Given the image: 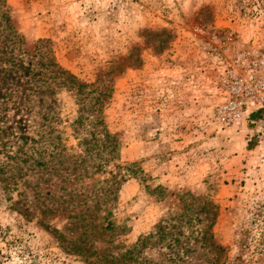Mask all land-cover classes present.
<instances>
[{
	"label": "rangeland",
	"instance_id": "1",
	"mask_svg": "<svg viewBox=\"0 0 264 264\" xmlns=\"http://www.w3.org/2000/svg\"><path fill=\"white\" fill-rule=\"evenodd\" d=\"M5 4L28 53L26 66L46 73L37 79L47 84L39 83L46 91L42 106L0 73V132L22 127L33 138L46 114L45 125L65 129L67 146H75L67 129L78 109L75 92L54 91L50 67L39 65L54 60L80 83L112 90L105 123L120 140L121 162L140 171L121 185L112 205L116 244L134 245L161 220L181 214V199L191 198L192 216L203 220L196 227L211 223L214 242L224 249L219 264H264V106L229 126L216 118L228 65L239 54L264 53V0ZM204 202L217 210L200 213L196 207ZM33 204L31 189L10 192L0 182V264H101L90 253L70 252L52 232L63 233L66 221L41 224ZM165 253L155 247L140 258L160 263ZM201 254L189 264L215 259Z\"/></svg>",
	"mask_w": 264,
	"mask_h": 264
},
{
	"label": "trees",
	"instance_id": "2",
	"mask_svg": "<svg viewBox=\"0 0 264 264\" xmlns=\"http://www.w3.org/2000/svg\"><path fill=\"white\" fill-rule=\"evenodd\" d=\"M0 40V73L11 83H22L29 95L39 99L43 106L46 91L39 83H47L37 78L46 73L26 66L24 60L28 53L21 49L22 39L13 26L5 0H0ZM39 65L50 67L54 91L65 88L75 92L78 109L67 129L76 144L67 146L65 129L45 125L49 120L46 114L42 116L44 124L33 138L25 137L22 127L18 132L2 129L0 182L6 184L8 191H17L20 186L31 189L34 215L40 216V223L61 216L66 221L63 233L52 229L59 241L79 256L90 253L88 256L95 257L98 263L189 264L193 262V255L202 253L206 257L213 254L215 259L211 264H219L224 249L214 242L211 223L201 229L196 227L203 220L192 216L191 198H187L192 200L189 203L181 199V214L161 220L154 231L134 245L125 247L114 242L118 227L111 220L112 205L121 185L140 171L136 164L121 162L120 140L105 123L104 111L112 90L101 91L96 84L80 83L54 60L48 65ZM51 120L60 123L55 114ZM2 135L11 141L4 142ZM99 175L102 178L96 179ZM196 208L205 214L211 209L217 210L207 202ZM98 242L102 243L101 248ZM155 247L167 250L160 263L140 258Z\"/></svg>",
	"mask_w": 264,
	"mask_h": 264
},
{
	"label": "built area",
	"instance_id": "3",
	"mask_svg": "<svg viewBox=\"0 0 264 264\" xmlns=\"http://www.w3.org/2000/svg\"><path fill=\"white\" fill-rule=\"evenodd\" d=\"M224 103L216 110L221 126L233 125L249 108L264 106V53L237 55L226 68Z\"/></svg>",
	"mask_w": 264,
	"mask_h": 264
}]
</instances>
